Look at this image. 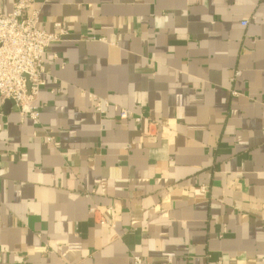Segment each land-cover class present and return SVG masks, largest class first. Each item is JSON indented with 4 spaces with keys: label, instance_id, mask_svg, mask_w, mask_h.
Listing matches in <instances>:
<instances>
[{
    "label": "crops",
    "instance_id": "0c3cea01",
    "mask_svg": "<svg viewBox=\"0 0 264 264\" xmlns=\"http://www.w3.org/2000/svg\"><path fill=\"white\" fill-rule=\"evenodd\" d=\"M34 7L66 36L39 125L0 98V264H264V0Z\"/></svg>",
    "mask_w": 264,
    "mask_h": 264
},
{
    "label": "built area",
    "instance_id": "2783aa9c",
    "mask_svg": "<svg viewBox=\"0 0 264 264\" xmlns=\"http://www.w3.org/2000/svg\"><path fill=\"white\" fill-rule=\"evenodd\" d=\"M35 1L11 0L10 12L0 11V98L12 102L21 122L29 120L37 126L40 124L37 100L41 87L45 85L43 57L49 46L61 41L66 32L60 24H56V31L51 33L41 30L38 27L39 10L34 7ZM246 24L243 22L242 26ZM239 75L240 72H235L231 80ZM53 83H57L56 79H53ZM87 97L100 115H104L111 106L108 101L93 94H87ZM130 114L126 109L118 110L120 120L127 119ZM133 116L136 122L145 119L141 112ZM46 139L53 142L51 135ZM109 211L111 221L104 218L98 207L90 209L92 215H98L99 225L114 227L115 213L113 209ZM134 264L144 263L135 257Z\"/></svg>",
    "mask_w": 264,
    "mask_h": 264
},
{
    "label": "water",
    "instance_id": "95a60500",
    "mask_svg": "<svg viewBox=\"0 0 264 264\" xmlns=\"http://www.w3.org/2000/svg\"><path fill=\"white\" fill-rule=\"evenodd\" d=\"M7 103H12L11 101H8Z\"/></svg>",
    "mask_w": 264,
    "mask_h": 264
}]
</instances>
